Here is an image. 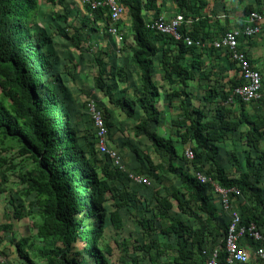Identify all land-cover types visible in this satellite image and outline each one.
<instances>
[{
    "label": "trees",
    "instance_id": "obj_1",
    "mask_svg": "<svg viewBox=\"0 0 264 264\" xmlns=\"http://www.w3.org/2000/svg\"><path fill=\"white\" fill-rule=\"evenodd\" d=\"M64 2L45 0L48 6H60L65 12L48 22H61L64 27L55 29L45 24L51 28L48 32L36 21L40 0H0V143L9 141L16 145L17 156L33 166L19 170L17 183L21 186V198L33 196L30 204L37 209L40 219L35 236L41 247L34 246L27 237L10 238V242L25 264H36L28 255L27 249L32 248L45 264H109L107 256H111L113 250L107 245L99 247L106 225L119 235L123 230L120 210L140 199L122 188L120 181L129 182V172L115 168L106 155L97 151L94 130L93 134L85 130L80 136L81 132L72 126L66 111L73 98L72 87L65 79H74L76 66L70 64L64 71H57L54 37L67 41L71 51L80 55L84 44L82 34L85 33L86 44L93 32L102 29L111 37L108 33L111 23L107 8L92 10L84 5L78 8L80 25L71 26ZM120 2L127 8L129 32L122 33L125 48L120 46L118 50L129 53L123 59L135 69L139 83L135 97L123 98L122 107L127 109V116L137 115L135 132L147 137L152 151L168 164V174L179 183V189L168 194L172 201L155 196L162 227L154 226L145 216L136 220L143 234V241L136 249L144 252L150 264H203V251L215 249L207 247L208 243L213 245L220 237L217 264H228L224 238L229 217L217 204L218 196L213 186L239 192L236 197L229 193L230 205L234 207L235 201H244L238 209L234 207L241 225L252 224L263 236L261 242L244 240L261 247L264 244V114L258 110L250 113L247 107L264 103V98L245 103L234 97L232 88L239 80L236 78L229 88L225 87L228 85L220 86L216 72H206L201 61L205 55L219 57L224 53L211 46L198 49L183 42L182 39L188 37L210 44L226 32L219 27V35L212 36L208 18L201 16L205 5L202 1L174 0L177 15L184 19L179 41L149 29L143 19L147 12H153L154 18L159 16V0ZM257 8V13L263 15L261 4H257ZM119 24H116L118 28ZM246 40L240 38V43ZM185 56L196 60L184 67L181 60ZM109 57L105 51L93 56L96 68L93 88L111 103L115 90L112 83H125L127 79L125 70L121 67L113 70V66L107 64ZM156 58L162 72L160 81L166 86L156 80L157 71L153 66ZM191 83H196L195 87ZM261 86L264 89L262 80ZM195 88L202 92L199 99H196ZM174 100L179 116L170 119V136L164 138L155 131L148 133L150 123L158 125L161 122L162 102L170 109ZM196 101L198 103L193 104ZM97 106L101 110L98 103ZM102 115L109 136L112 114L105 107ZM227 141L231 149L227 152L226 168L221 164L220 153ZM243 141L246 149L238 152L241 151L238 144ZM177 142L190 143L191 161L176 152ZM134 155L140 159L137 150ZM144 161L152 173L161 167L153 165L148 157ZM195 173L203 174L210 181L200 183ZM5 175L6 172L2 173L0 178V194L5 191ZM106 202L110 203L111 212L106 211ZM173 202L182 215L193 220V225L170 216ZM18 209L22 212L21 207H15L13 218L20 221L24 217ZM0 232L11 234V225H0ZM169 236L174 237L173 244H169ZM162 257L165 260L160 263Z\"/></svg>",
    "mask_w": 264,
    "mask_h": 264
},
{
    "label": "rangeland",
    "instance_id": "obj_2",
    "mask_svg": "<svg viewBox=\"0 0 264 264\" xmlns=\"http://www.w3.org/2000/svg\"><path fill=\"white\" fill-rule=\"evenodd\" d=\"M205 3L203 7V13L201 16L208 18V25L211 27V34L215 36L220 33L219 27L224 31L237 28L238 23L242 22L247 14L251 12L252 6L254 4H263L264 0H200ZM162 6L164 7L166 3L174 4L177 12L176 4L174 0H161ZM201 5V4H199ZM64 8H66V14L69 16L68 23L71 26H79V21L77 19L79 5L75 0H65L63 3ZM262 7V5H261ZM40 10L39 16L36 21L38 24L44 26L45 31L50 32L51 28L45 26L52 25L55 29H58L59 26L64 27L63 23L51 22L52 17H55L59 14H64V9L60 6L47 5L45 0H40ZM165 8V7H164ZM262 10L264 8L262 7ZM175 11V9H174ZM173 11V12H174ZM264 13V12H263ZM179 14V13H178ZM262 15V14H261ZM264 14L262 15V17ZM263 25L261 26V32L258 36H255L252 40L242 41L240 47L248 45L247 49H244L247 57L251 61L253 68L261 73L262 81L264 82V32H262ZM69 29H67L68 32ZM71 31V30H70ZM81 39L83 47L82 53L80 55L71 51L67 41L60 39L59 37H54V55L57 59V71H64V67L70 64L76 66V72L74 73V79L70 81L65 79L71 85V91L73 97L75 96V101L70 100L71 108L76 112V114H82L85 120L81 122V130L90 128L89 131L93 134V129L91 122L88 120V116L84 112V104L87 98H92L96 100V103L100 106L101 113L103 112V104L106 105L107 110L112 114V127L109 130L108 136V145L117 156L119 157L120 163L124 168L130 173L135 174L138 177L145 178L147 180L146 186L144 185H130L125 179H122V188H126L129 193H134L140 199L138 203H132L128 208L120 210L121 218L123 219V230L119 235H116L111 227L106 225L105 234L103 239L99 242V247L103 248L105 245L109 246L113 251L111 256H107L109 264H150L147 260L144 252L138 251L136 247L141 244L143 241V234L138 227L136 220L140 217L145 216L146 218L153 221L154 226L162 227V222L157 217V206H156V197H164L168 200H171L168 194H171L174 190L179 189L178 181L168 174L167 172V163L157 157V155L152 151L150 142L147 137L141 133H136L134 126L137 124L138 117L134 115L133 117L127 116V109L122 107L123 98L129 100L135 97L136 92L139 90L138 77L132 71L131 64L125 61L122 57V54L128 53L124 50V53L118 50L119 47L115 44L114 40L107 35L105 29L100 30L99 32H93L91 35L90 41L86 44L85 33L82 34ZM262 42V43H261ZM100 45H99V44ZM254 44L253 48L255 51H251L250 44ZM125 43L122 41L121 47H124ZM242 48V47H241ZM246 48V47H245ZM106 49V50H105ZM107 52L109 58H107V64H109L113 70L119 67L125 70V75L127 82L125 83H112V81L107 80V83H112L115 90L111 99V103L105 101L106 98L102 97L100 93H95L93 88V78L96 76V68L93 65V56L99 52ZM212 57L219 58L216 54L204 58L202 61L205 65V70L210 67V61L206 62L207 59ZM54 62V61H53ZM72 62V63H71ZM257 64V66H256ZM217 80L219 81L220 86L230 87L229 84H224V75L222 71L218 70L216 74ZM159 83V77L156 78ZM263 84V83H262ZM196 83H193L195 87ZM164 86H166L164 84ZM74 91V93H73ZM196 93V99H199L202 92L198 88L194 89ZM75 94V95H74ZM195 95V94H194ZM261 97L264 98V89L261 87ZM198 101V100H197ZM193 104H197L198 102ZM174 105L177 104V101L174 100ZM160 108L163 111L161 122L156 125L150 123L148 133L155 131L157 134L161 135L164 138H168L171 134V126L169 123L170 119L176 118L178 113L176 112L177 106L173 110L168 109L166 102H162ZM250 113L252 111L258 110L264 114V103L259 102L255 104H250V107H247ZM173 111V112H172ZM75 114V115H76ZM82 116V115H81ZM77 119L79 116L76 117ZM90 122V123H89ZM111 137V139H110ZM239 148L246 149L244 141L242 144H238ZM191 146L190 143L180 144L179 142L175 143L176 152L181 156L186 147ZM264 147V143H263ZM231 149V144L227 141L221 150L220 160L222 164L228 163V155ZM134 150H137L139 153L140 159H137L134 155ZM148 157L153 165H160L161 167L157 169V172L152 173L151 168L144 161V158ZM33 166L28 161L20 159L17 156L16 145L9 141L0 143V178L2 173L6 172L7 182L4 184V193L0 194V225L10 224L11 225V234L0 232L2 238V243L0 244V254L7 262V264H25L20 260L14 248V245L10 242V238L18 240L21 237H27L36 247H41V243L36 239V227L40 223V219L37 214V209L31 205L33 202V196L29 198H21V186L17 183L18 177L17 173L21 168L31 169ZM6 171H4V169ZM127 185V187H125ZM119 188L121 186L119 185ZM156 196V197H155ZM13 203H12V202ZM172 201V200H171ZM30 202H32L30 204ZM109 202L105 203L106 211L111 212L112 207L109 206ZM18 209L22 216V220L18 221L13 218L14 208ZM170 216L179 218L187 224H194L193 220L191 221L186 216L182 215L175 206L173 202V208L169 211ZM221 223L223 221H220ZM156 238V236H154ZM168 241V238H167ZM174 237L169 236V244H173ZM221 238L217 237L215 243L212 245L208 243L207 247L219 248ZM119 245V246H117ZM264 247V244L261 246ZM29 257L36 264H45L44 260L38 258L36 250L27 249ZM135 260V261H133ZM165 260V257L160 259V263ZM158 264V263H157ZM261 264H264L262 261Z\"/></svg>",
    "mask_w": 264,
    "mask_h": 264
},
{
    "label": "built area",
    "instance_id": "obj_3",
    "mask_svg": "<svg viewBox=\"0 0 264 264\" xmlns=\"http://www.w3.org/2000/svg\"><path fill=\"white\" fill-rule=\"evenodd\" d=\"M76 3L83 7L88 5L92 10L96 8H107L109 12L110 26L108 33L114 40L118 47L123 41L122 32L116 26L121 22L122 18L127 14V8L120 2V0H75ZM184 23L181 15H175L172 19L166 20L159 17L147 23V27L151 30L157 31L164 35L172 37L179 41L182 39L180 34V26ZM189 23L188 21L186 22ZM263 17L257 12H250L243 25L238 28L224 32L218 39L212 43L207 44L202 41H194L191 38H183V42L187 46H195L198 49L205 47H212L213 49L229 55L231 61L236 68L239 84L232 88V95L239 98L245 103L256 101L261 98V75L260 72L253 68L248 60L246 53L240 48V38L249 39L258 36L261 32ZM126 56V55H125ZM85 114L92 123L93 130L96 137V149L101 155H106L111 164L119 170L125 172L124 166L120 163L117 154L110 149L107 141L108 130L105 126L103 115L98 109L97 103L90 98L86 101ZM183 155L185 159L191 161L193 159L192 147L185 148ZM196 179L205 184L209 182V178L201 173H195ZM127 178L131 185H146L147 180L138 177L135 174L127 173ZM214 191L218 196L217 203L222 211L226 212L229 217V225L224 238V252L226 254V262L228 264H260L264 260V247H257L254 250H245L240 246V241L248 238L253 243L261 242L263 236L254 225L242 226L240 223V216L238 211L230 205L229 193L239 196V192L235 189L225 190L214 185ZM220 248H215L209 251H203V264H217ZM0 264H7L0 254Z\"/></svg>",
    "mask_w": 264,
    "mask_h": 264
},
{
    "label": "crops",
    "instance_id": "obj_4",
    "mask_svg": "<svg viewBox=\"0 0 264 264\" xmlns=\"http://www.w3.org/2000/svg\"><path fill=\"white\" fill-rule=\"evenodd\" d=\"M159 4H160V8H159V10H160V13H159V16L157 17V18H159V17H163L164 19H166V20H170V19H172L175 15H177L178 13L176 12V8H175V6H174V4H168V3H166L165 4V8L162 6V2H161V0H159ZM262 5V7L264 8V5L263 4H261ZM79 7H81V6H79ZM174 9H175V11H174ZM257 4H254L253 6H252V10L254 11V12H257ZM174 11V12H173ZM204 11V10H203ZM202 11V14L203 13H205V12H203ZM263 12H264V10H262ZM155 16H154V14H153V12H147V13H144V15H143V19L145 18V20H146V23H148V22H150L151 20H155V19H157V18H154ZM262 25H263V29H262V32H264V16H263V23H262ZM119 29H120V32H122L123 34L125 33V34H127L128 32H129V23H128V21H127V19H126V16L125 17H123L122 18V20H121V22H120V24H119ZM234 29V28H233ZM232 30V29H231ZM229 31V30H228ZM122 34V35H123ZM264 42V41H263ZM262 43V42H261ZM99 44V43H98ZM100 45V44H99ZM250 46L252 47V48H250V50L252 51H255V49H256V52L258 51L257 50V47L254 49L253 48V46H255L254 44H250ZM246 47V48H245ZM247 47H248V45H244L241 49H243V51H244V49L246 50L247 49ZM165 48H167V46H165ZM106 50V49H105ZM107 53V52H106ZM122 53H124V52H121V54ZM127 54H129V53H127ZM126 55V53H124V54H122V57L124 58V57H126L125 56ZM217 55V54H216ZM207 57H209L208 55H205V56H203L202 58H201V61L204 59V58H207ZM125 59V58H124ZM127 60V59H126ZM194 60H196V59H193L192 57H189V56H185V57H183V59L181 60V64L184 66V67H187V64L188 63H190V62H192V61H194ZM210 61V67H209V69L207 70V71H211V70H213L214 72H216V74H218V70H220V71H222V73H223V75H224V77H225V79H224V84L225 83H227V84H229V85H231V83H232V85H233V83H234V81H235V79L237 78L238 79V77H237V72H236V68H235V66L234 65H232V61H231V59H230V57H229V55H227V56H225V55H223L222 54V56H219V58H214V57H212L211 59H207V61L206 62H209ZM153 66H154V68L156 69V71H157V75H156V77L158 78L159 77V83L158 84H162V85H166V83H163V82H161L160 81V78L162 77V72L160 71V69H159V67H158V58H156V60H154L153 61ZM256 66H257V64H256ZM119 67H121V64H119ZM118 67V68H119ZM256 69V68H255ZM258 70V69H257ZM132 71H134V73H135V75H137V73H136V71H135V69L132 67ZM191 86L193 85V83H191L190 84ZM73 93H74V91H73ZM75 95V94H74ZM89 98H87L86 99V101L88 100ZM72 101L74 102L75 101V96L72 98ZM86 101H85V104H86ZM105 101L108 103V101H107V99H105ZM174 103L175 102H173L172 104H171V106H170V110H173L174 109V107L175 106H177V104L176 105H174ZM70 103L68 102V105L66 106V111L68 112V114H69V117H70V120H71V124H72V126L80 133V136H82V134L84 133V131L86 130V132H89V129L90 128H86V129H83V130H81L82 128H81V122L82 121H84L85 119V117L84 118H82L84 115H83V113L80 115V114H76V112L71 108V106L69 105ZM85 104H84V108H85ZM103 106L104 107H106V105L105 104H103ZM107 108V107H106ZM173 112V111H172ZM176 112L178 113L179 111H178V109L176 110ZM76 114V115H75ZM178 116H179V113L177 114ZM77 116H79V118L77 119L76 117ZM177 116V117H178ZM88 120H89V118H88ZM169 123H170V120H169ZM222 164V163H221ZM223 165V167H228V163H225V164H222ZM263 183H264V178H263ZM31 197V196H30ZM244 201L243 200H237V201H235L234 202V207L236 208V209H238V207H239V205L240 204H242ZM218 204V203H217ZM240 246L242 247V248H244L245 250H249V249H251V250H254L256 247H258V246H253L251 243H250V241H247V240H242L241 241V243H240ZM264 262V261H263Z\"/></svg>",
    "mask_w": 264,
    "mask_h": 264
}]
</instances>
